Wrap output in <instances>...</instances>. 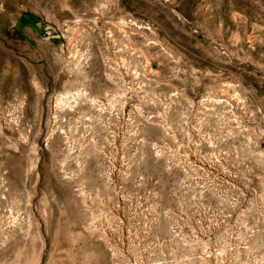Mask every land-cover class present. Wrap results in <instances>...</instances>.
I'll return each instance as SVG.
<instances>
[{
	"label": "rangeland",
	"instance_id": "obj_1",
	"mask_svg": "<svg viewBox=\"0 0 264 264\" xmlns=\"http://www.w3.org/2000/svg\"><path fill=\"white\" fill-rule=\"evenodd\" d=\"M0 264H264V0H0Z\"/></svg>",
	"mask_w": 264,
	"mask_h": 264
},
{
	"label": "trees",
	"instance_id": "obj_2",
	"mask_svg": "<svg viewBox=\"0 0 264 264\" xmlns=\"http://www.w3.org/2000/svg\"><path fill=\"white\" fill-rule=\"evenodd\" d=\"M27 16H29L28 14H26ZM25 19H24V17L23 18H21L20 20H19V25H23V24H25Z\"/></svg>",
	"mask_w": 264,
	"mask_h": 264
}]
</instances>
